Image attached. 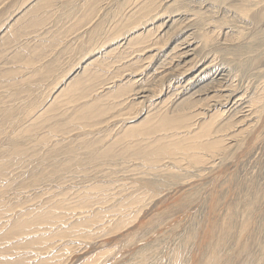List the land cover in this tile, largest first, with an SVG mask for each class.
<instances>
[{
	"label": "rangeland",
	"instance_id": "rangeland-1",
	"mask_svg": "<svg viewBox=\"0 0 264 264\" xmlns=\"http://www.w3.org/2000/svg\"><path fill=\"white\" fill-rule=\"evenodd\" d=\"M98 1L97 17L74 31L87 0H0V264H264L263 9L241 17L243 0H219L205 38L191 37L198 49L184 76L169 55L180 31L163 46L153 26L134 33L152 31L155 57L129 55L118 40L83 56L89 32L136 2ZM207 65L224 70L221 85L204 90L209 75L191 92L178 88ZM199 87L204 95H189ZM230 90L242 100L221 107ZM183 99L189 127L141 136L146 117L176 115ZM214 115L192 155L153 157L194 142ZM216 142L221 151L206 150Z\"/></svg>",
	"mask_w": 264,
	"mask_h": 264
},
{
	"label": "bare ground",
	"instance_id": "bare-ground-1",
	"mask_svg": "<svg viewBox=\"0 0 264 264\" xmlns=\"http://www.w3.org/2000/svg\"><path fill=\"white\" fill-rule=\"evenodd\" d=\"M36 1L38 3L39 1H42V0H36ZM43 1H50V0H43ZM133 1L134 2L136 1L135 5L131 9V11L128 13V15L122 14L120 16L118 15L119 17H117V16L113 17L112 21L109 22L110 24L109 25L107 24L108 28H105V29H103V26H101L103 24L99 23L98 24L99 27L96 28V30L89 32L90 35L93 36V38H91L89 40V42L86 44L85 47H87V48H84L81 46L78 48V50H80L81 53L86 52V53L82 54L83 56H85L87 53L88 54H94L95 49H98V48L102 49V47H104L107 43H112L113 41L118 40V42L123 41L125 44H128V47H127L128 49H129V47L131 48L129 55L135 54L134 57H136V56L140 57L144 52H147L150 50V52L153 53V54H151V56L155 57L159 53V51H160L159 48L161 46H160V44L157 45V44H155L156 42L155 43L153 42V39L151 38L153 35L152 31L148 30L144 33L142 32L143 34L141 33L140 36L134 35V33L136 34V32L146 30V26L147 27L153 26V30L159 31V33L161 34V36H160L161 41L164 40V42H161L162 46L167 44V42H168V44L170 43V41L173 42L174 40H172V39L174 37V34L177 33V31H180L181 38L177 39L176 41H178V42L173 44L172 50H171L169 55L172 54L174 56V58H172L171 61L175 59L174 61L178 62L176 69L178 68V65L181 63L184 64L183 68H185V66L188 65V63L186 65L185 59L189 58L190 56H193L194 54L196 55V52H197L196 50L198 49L196 46H194V42L191 41V37L194 35V39H195V34L197 35V32H199V34L197 36L203 35L202 31L204 30V26H208V27L211 26L212 27V25L214 24V19L216 18V15H217L216 13H218V10H219L218 8L220 6V4L218 3V2H220L219 0H123L121 2L122 6H120V9L121 8L123 9V7L127 4H129V5L133 4ZM243 1H244V4L237 8V10H236L237 13L235 12L236 15L239 14V16H241V17L246 16L247 12L249 11V9L251 7H252L251 9L260 7L264 11V0H243ZM99 2L100 1H98V0L97 1L87 0V2L84 4V6H82V8H79V10L76 9L77 12L83 11V14H82V16L80 15L81 16L80 18L77 17V21L72 28L74 31L82 28V26H81V24L83 22L82 18L84 20H88L85 24H88L91 21L93 22V19H95L97 17L98 12L100 10H102V7L99 4ZM76 4L77 3H75V5ZM71 5H73V4H71ZM35 6H34V8H35ZM127 7H129V6H127ZM73 9H75V8L73 7ZM173 12H175L176 14H173ZM75 16H76V13L74 14V17ZM203 18L206 20V22H202ZM235 18H236V16H235ZM222 22H223V20H222ZM156 23H158V26L155 27L154 25ZM226 24H228V23H226ZM238 33H239V31H238ZM183 34H185V36ZM242 35H244V34L242 33ZM205 36L204 35L201 36L200 39H204ZM257 40H258V38H257ZM117 44L118 43H116V45ZM206 44H207V42H206ZM162 65H164V64H162ZM210 66L207 65L205 68L199 70L193 76L189 75L190 78L187 80H184L183 77L186 76V74H188L187 72L190 69V67H189V69L185 68V70H184L185 75L182 77H179L180 79H177V81H178L177 83L180 85V87H178V88L183 89V91L185 92V91L193 90L194 88H196L199 85L201 87V84L204 83L205 80H208L209 75H211L212 78H210V82H207V83L205 82V85L203 84L204 86H202V88L204 90L207 89L208 91H212L211 86H209V84L213 81L216 82L215 85H218V84L221 85L220 82L226 80V76L223 73L224 70L223 69L212 70V69H210L211 68ZM157 67H159V66H157ZM182 71H183V69H182ZM130 73H132V72H130ZM116 78L120 79L121 77H120V75H117ZM176 78H178V77L175 76L173 78H170V79L168 78V79H169V81L174 80V83H175ZM94 79H96V78L94 77ZM80 85H81L80 81H75L73 84H71L69 86L68 90L69 89H71L72 91L77 90L78 86H80ZM200 87L197 88V90L193 91L194 93H191L189 95H193V94H197V93H199V95H200L201 92L204 95V93L206 91L204 92L202 90V88H200ZM205 87H206V89H205ZM199 89H201V90H199ZM198 90H199V92H197ZM147 92H148L147 89L146 90L141 89V90H137L134 93L137 96H141L140 98L145 99V98H149L148 94H146ZM123 93H124L123 90L119 89L114 93L113 98L119 97V96L123 95ZM175 95L176 94H174L173 96H175ZM224 96L226 97V99H225L224 104L221 105V107H227L229 105H230V107H234V105H236V103L238 101L242 100L241 98H239V96L237 97V94L235 91H231V90L229 91V93L225 94ZM191 98H193V97H191ZM224 98L222 99L223 101H224ZM217 99H216V103L215 102L214 103L216 105H219L220 103L217 104V101L220 99H218V100ZM254 100L255 99H253L251 101V103H253V105L256 104ZM190 104H191V100L183 99L180 101V104H178V106H176V107H179L175 111V112H177L176 115L171 114L173 116H168L167 114H158L156 112L155 114H151L148 118L146 117V119L144 120V121L147 120L145 123V124H147L146 125L147 129L145 130L146 133L144 132L143 134H141V136H144V135L150 136V135H156V134H161V133L162 134H168V133L173 134V133H176L177 130L189 127V121H190L189 117H187L185 115L186 113L185 114L179 113V111H180V107L181 106L185 107V105H187V107H188L187 110H188ZM213 106H215V105H213ZM215 107H217V106H215ZM181 108H183V107H181ZM260 108H262V106L261 107L259 106L258 108H256V109H258V111H257L258 116H259V109ZM185 109H186V107L183 108L182 110L184 111ZM172 112H174V111H172ZM226 112H227V110H226ZM220 113H221V111H220ZM222 113H225V110H222ZM216 117H218V116L217 115L211 116L209 121L200 129V131L198 133L196 132L195 134L192 135L191 140H193L194 142H192L191 144H188L186 146L185 145H178L176 148H170V147H173V145H170V146L168 145V146H164L160 149H153L154 151L151 152L153 157L155 159H157V158L162 157V155L163 156L164 155H167V156L173 155V153L175 151L176 152L178 150L182 151V149L184 147L187 149V152H188L187 154H190L192 149L195 146L201 145L200 138L207 137V135L211 132L212 127H213V123H214L213 120ZM256 118H259V117H256ZM134 132H135L134 130L131 131V134H134ZM1 133H0V135H1ZM201 148L202 149L206 148V146L203 145ZM227 148H229V147H227ZM207 149L215 150V151H221L223 148H222L220 142H216L214 144L207 145L206 150ZM226 150H228V149H226ZM191 155H192V153H191ZM193 160L195 162L201 161V159L198 157H194ZM224 239H226V238H224Z\"/></svg>",
	"mask_w": 264,
	"mask_h": 264
}]
</instances>
